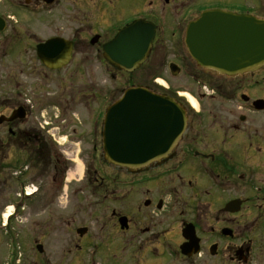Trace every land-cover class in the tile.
<instances>
[{"label":"flooded vegetation","instance_id":"obj_1","mask_svg":"<svg viewBox=\"0 0 264 264\" xmlns=\"http://www.w3.org/2000/svg\"><path fill=\"white\" fill-rule=\"evenodd\" d=\"M131 1H0L16 10L0 14V174L6 163L16 170L24 204L50 190L48 206L83 199L106 212L77 229L79 254H126L125 264H264V67L226 76L201 66L185 43L208 12L264 20V0H134L133 10ZM135 21L155 27L145 64L165 63L174 49L165 71L174 76L177 67L197 104L185 103L182 86H166L186 111V131L167 159L131 170L105 160L106 112L128 89L159 92L147 77L136 81L145 64L120 70L105 47ZM159 77L152 85L161 87ZM75 158L83 176L70 179ZM30 166L39 169L33 181Z\"/></svg>","mask_w":264,"mask_h":264},{"label":"water","instance_id":"obj_2","mask_svg":"<svg viewBox=\"0 0 264 264\" xmlns=\"http://www.w3.org/2000/svg\"><path fill=\"white\" fill-rule=\"evenodd\" d=\"M154 38L153 24L135 21L105 47L107 59L118 69L132 72L148 59ZM186 47L201 66L219 73L232 76L258 70L264 66V21L208 12L189 26ZM176 68L171 67L174 75ZM186 127V113L176 100L141 87L129 89L106 115L105 158L131 170L147 167L169 157ZM78 232L83 235L86 229ZM37 248L43 253L42 246Z\"/></svg>","mask_w":264,"mask_h":264},{"label":"rangeland","instance_id":"obj_3","mask_svg":"<svg viewBox=\"0 0 264 264\" xmlns=\"http://www.w3.org/2000/svg\"><path fill=\"white\" fill-rule=\"evenodd\" d=\"M4 3L5 5L0 4V14L8 16L15 13L16 10H4L3 7L7 6V2ZM128 4H130L129 8L131 7L133 10L136 1L132 0ZM174 53L175 50L170 48L169 53L163 54L166 55L165 63L161 61V57L149 60L141 70L136 72V81L139 80L138 75L147 77L145 83L161 93L164 89L151 83L153 78L160 76L165 86H182L180 92L185 95L189 94L192 98L195 93L190 90L191 86L187 84L186 77L184 75L174 77L165 71L169 60H172L171 54ZM158 63L163 66L156 70L157 73L154 76L152 75L153 70ZM172 96L174 95L172 94ZM183 100L190 106L187 99L183 98ZM74 160L76 163H72L74 170L70 179H78L83 176L82 159L75 158ZM5 167L4 173L0 174V264H118L119 260H121L120 263H127L124 262V259L128 258L126 254L122 256L110 253L94 255L90 252L79 254L73 249L74 242L78 238L77 229L83 226H93L94 217L98 214L107 215L103 211L98 213L97 205L94 202L95 206H92V202L83 199L78 204L72 203L68 199L64 200L60 207L48 206L47 191L50 192V190H47L43 194L41 193L35 203L24 204V201L20 202L18 199V187L14 182L16 170L10 169L7 163ZM26 170L29 172V180L33 181L38 175L39 169L30 166ZM33 185L37 186L36 183H32L30 188H33ZM67 194L70 195L69 192ZM10 207H14V214L6 220L4 215ZM92 233L94 231H90L89 237L92 236ZM38 245L43 246V253L38 252Z\"/></svg>","mask_w":264,"mask_h":264},{"label":"bare ground","instance_id":"obj_4","mask_svg":"<svg viewBox=\"0 0 264 264\" xmlns=\"http://www.w3.org/2000/svg\"><path fill=\"white\" fill-rule=\"evenodd\" d=\"M159 82L163 83V81H159ZM185 96L188 97L190 99V102H192L194 105L197 104L196 101L193 98H191L189 94H186ZM12 210H13V208L10 207V209L7 211V213L4 215V217L5 218H9V216L12 215L11 214Z\"/></svg>","mask_w":264,"mask_h":264}]
</instances>
